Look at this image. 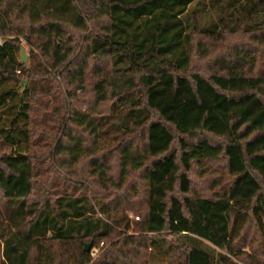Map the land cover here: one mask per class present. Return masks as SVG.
Here are the masks:
<instances>
[{
    "label": "trees",
    "instance_id": "trees-1",
    "mask_svg": "<svg viewBox=\"0 0 264 264\" xmlns=\"http://www.w3.org/2000/svg\"><path fill=\"white\" fill-rule=\"evenodd\" d=\"M226 34L264 44V0H0V142L9 148L0 154V264H141L132 249L164 240L183 264H264V72L254 73L255 53L232 46L218 71L189 73L196 40ZM20 37L42 54L39 69L18 61ZM17 69L27 79L22 90L18 77L7 83ZM54 73L81 89L95 73V102L112 101V124L127 137L115 178L100 141L110 115L65 108L57 159L68 167L88 160V175L105 191L128 185L135 194L129 179L141 174L144 207H130L139 219L121 210L130 196L94 201L63 189L31 201L33 105L55 94L37 78ZM138 131L142 145L130 140ZM220 157L232 182L214 196L195 192L194 166ZM247 224L259 250L238 243ZM115 226L124 237L114 239ZM90 242L110 245L93 256Z\"/></svg>",
    "mask_w": 264,
    "mask_h": 264
},
{
    "label": "rangeland",
    "instance_id": "rangeland-1",
    "mask_svg": "<svg viewBox=\"0 0 264 264\" xmlns=\"http://www.w3.org/2000/svg\"><path fill=\"white\" fill-rule=\"evenodd\" d=\"M200 15L202 20L207 17V15L203 13ZM69 32H71V30H69ZM0 39L3 42V38L0 37ZM199 39L201 42H198ZM79 40H81L79 47H82V43L86 41L87 38L84 36ZM215 40L217 39L210 37H200L196 40L194 44L193 62L189 73L199 71L206 76H210L218 71L220 68L218 66V60L225 57L224 53H226V47L232 46H238L240 48L245 47L255 53L258 57V64L255 67L254 73L264 72V44L255 40L252 36L226 34L224 35V39ZM19 45L20 50L16 53L18 61L26 67L33 66L34 70L39 69L40 63H44L42 54L37 49H34V52H32L31 45L27 43L24 37H20ZM22 47H25L28 56L25 62H22L20 58ZM98 60L100 59L97 58L93 62ZM18 71L17 69L14 79L7 83L10 87H12V85L14 86L16 83L15 79L18 77L22 84L20 87L22 90L24 84L27 83V79L23 71ZM54 74L55 76L50 78H44V76L37 78L39 86L44 85L45 87L53 88L52 92H55V94H41V100L33 105V123L31 125L32 145L30 153L35 166V183L34 194L31 196V201H36L37 199L41 201L44 195L56 196L59 192H63V189H69L70 191L79 190L90 196L94 201L102 198L108 202L116 197L126 198L130 196V201L125 199L126 201L121 206V210L125 212L132 221L137 212L136 209H131L130 207L133 205L136 207H144L145 181L142 179L141 174H134L129 179L130 183H133L137 187V192L135 194L133 193L134 190L128 185L124 186L123 189H117L113 185H109L108 189L105 191L96 180L93 178L91 179L88 175V160L77 166L68 167L60 163L54 152L58 141L63 138L60 122L62 119L63 122H67L66 120L69 117L65 108L75 107L82 112L89 111L96 120L101 119L104 115H110L109 122L100 127L104 131L100 133L102 137L100 141L102 140V143H104L105 153L112 163L111 174L116 178L119 171L120 151L127 137L119 133L115 125L112 124V122L117 121V118L113 119L112 101L100 103L99 105L96 104L95 92L93 90V85L97 80V75L95 73L89 76L84 89L77 87L76 84H67L59 73ZM66 105L68 107H66ZM6 115L7 114H4L3 118H5ZM71 128L78 135H81L87 140V142L91 143L93 141L94 136L86 128L77 126H72ZM209 138L217 142H222L221 139L211 135H209ZM130 140H133L137 145H142L145 141L143 132H136L130 137ZM5 150H9V148L0 142V154ZM62 159L63 158L60 157L61 161H63ZM51 178H53V182L48 185L46 181ZM192 178L194 191L209 196L219 194L233 180V177L227 172L225 157H220L216 160H205L201 165L196 164L192 172ZM2 205L3 200L0 195V208H3ZM134 224L135 223H133V225ZM115 228H117V232L114 235V239L116 240L120 237H124L123 234L126 233V229H124L123 226L122 228L115 226ZM131 230H133V227ZM237 240L239 245H244V243H246L252 251L256 247L258 250L261 248L258 233L250 224L244 227L241 234L237 237ZM167 241L168 240H164V242L158 241V244L152 245V248L137 246L136 249H132V253H139L142 256L141 264H183V262H180L175 257ZM109 245V243L103 245L101 249H99V254L105 251ZM252 264L257 263L255 261Z\"/></svg>",
    "mask_w": 264,
    "mask_h": 264
},
{
    "label": "water",
    "instance_id": "water-1",
    "mask_svg": "<svg viewBox=\"0 0 264 264\" xmlns=\"http://www.w3.org/2000/svg\"><path fill=\"white\" fill-rule=\"evenodd\" d=\"M20 55H21L20 58H21V61H22V62L27 61L28 56H27V54H26L25 47H22ZM92 247H93V243L90 242V243H88V244L85 246V250H86V251H90V250L92 249Z\"/></svg>",
    "mask_w": 264,
    "mask_h": 264
},
{
    "label": "built area",
    "instance_id": "built-area-1",
    "mask_svg": "<svg viewBox=\"0 0 264 264\" xmlns=\"http://www.w3.org/2000/svg\"><path fill=\"white\" fill-rule=\"evenodd\" d=\"M0 44H2L1 39H0ZM18 72H20V70H19ZM135 218H136V219H139L138 216H136ZM102 246H103V242H101L100 245H99L98 247L92 249V255H93V256H97V255L99 254V249H101Z\"/></svg>",
    "mask_w": 264,
    "mask_h": 264
}]
</instances>
